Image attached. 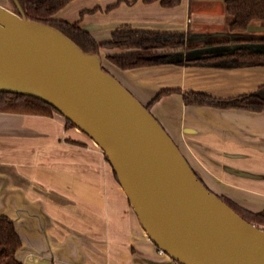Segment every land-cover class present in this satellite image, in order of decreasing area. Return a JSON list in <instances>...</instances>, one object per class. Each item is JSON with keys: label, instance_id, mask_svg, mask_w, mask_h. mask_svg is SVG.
I'll return each instance as SVG.
<instances>
[{"label": "crops", "instance_id": "1", "mask_svg": "<svg viewBox=\"0 0 264 264\" xmlns=\"http://www.w3.org/2000/svg\"><path fill=\"white\" fill-rule=\"evenodd\" d=\"M223 14V0H180L173 7L72 0L54 17L79 21L97 43H105L124 26L186 33L191 24H212ZM132 52L137 51L101 47V65L145 105L158 92L173 90L149 110L198 177L241 208L263 209L264 107L187 105L182 93H253L264 85V66L166 63L124 70L108 59ZM0 214L14 222L21 239L15 256L22 264H179L148 239L103 151L58 113L0 112Z\"/></svg>", "mask_w": 264, "mask_h": 264}, {"label": "water", "instance_id": "2", "mask_svg": "<svg viewBox=\"0 0 264 264\" xmlns=\"http://www.w3.org/2000/svg\"><path fill=\"white\" fill-rule=\"evenodd\" d=\"M12 2L16 12L0 5V92L50 104L93 140L148 239L179 264H264V230L204 185L99 55L27 19Z\"/></svg>", "mask_w": 264, "mask_h": 264}, {"label": "trees", "instance_id": "3", "mask_svg": "<svg viewBox=\"0 0 264 264\" xmlns=\"http://www.w3.org/2000/svg\"><path fill=\"white\" fill-rule=\"evenodd\" d=\"M9 1L13 6L12 10L16 12L17 10L12 0ZM17 1L27 19L41 22L57 29L85 53L99 55L101 47L136 50L137 52L108 57L109 61L120 69L125 70L166 63L180 65L198 63L225 66H264V32L254 33L246 31L251 22L256 20L264 21V0H223L227 21V31L224 36L214 33L143 31L124 26L114 31L111 34V39L105 43H97L88 31L79 26V21L67 22L54 17L58 11L72 0ZM143 1L158 2L163 7H173L180 3V0ZM86 12V10L81 11L80 16ZM214 47L219 48V50L217 52L209 50ZM201 49L205 51L198 55L191 54V52ZM263 89L264 85L259 91L229 98H216L199 91H185L182 93V99L187 105L259 111L264 107ZM171 91L173 90L165 89L158 92L145 105L146 108L149 109L161 96ZM0 112L46 116H50L53 113L60 114L53 106L40 99L8 92H0ZM66 122L68 125L74 126L71 122ZM218 197L246 221L264 230V208L259 211H250L237 206L225 197L219 195ZM20 247L21 239L15 229L14 222L9 217L0 214V264H22L15 256L16 251Z\"/></svg>", "mask_w": 264, "mask_h": 264}, {"label": "rangeland", "instance_id": "4", "mask_svg": "<svg viewBox=\"0 0 264 264\" xmlns=\"http://www.w3.org/2000/svg\"><path fill=\"white\" fill-rule=\"evenodd\" d=\"M194 0H191L193 2ZM0 5L8 8L10 5L9 0H0ZM215 23V24H214ZM214 24V25H213ZM190 32H204V33H217V32H226L227 31V21L226 16L223 14L222 20H218L217 17L215 20H212V24L208 22H203L199 25L191 24ZM247 32L262 33L264 32V21L256 20L249 24L246 29Z\"/></svg>", "mask_w": 264, "mask_h": 264}, {"label": "built area", "instance_id": "5", "mask_svg": "<svg viewBox=\"0 0 264 264\" xmlns=\"http://www.w3.org/2000/svg\"><path fill=\"white\" fill-rule=\"evenodd\" d=\"M159 252L163 253L161 250H159Z\"/></svg>", "mask_w": 264, "mask_h": 264}]
</instances>
